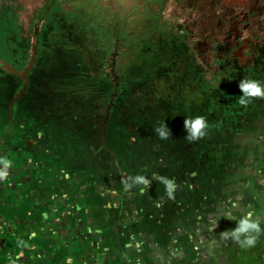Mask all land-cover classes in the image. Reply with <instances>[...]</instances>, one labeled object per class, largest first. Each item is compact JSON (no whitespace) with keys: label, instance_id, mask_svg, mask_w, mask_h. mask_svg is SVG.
<instances>
[{"label":"water","instance_id":"water-1","mask_svg":"<svg viewBox=\"0 0 264 264\" xmlns=\"http://www.w3.org/2000/svg\"><path fill=\"white\" fill-rule=\"evenodd\" d=\"M88 1L23 68L0 61V264H264V100L211 103L145 0ZM248 213L256 245L221 241Z\"/></svg>","mask_w":264,"mask_h":264},{"label":"flooded vegetation","instance_id":"flooded-vegetation-1","mask_svg":"<svg viewBox=\"0 0 264 264\" xmlns=\"http://www.w3.org/2000/svg\"><path fill=\"white\" fill-rule=\"evenodd\" d=\"M199 4L145 0L138 17L150 18L155 32L173 34L189 48L194 82L211 103L240 97V81L264 80V0L217 5L221 26L197 32ZM90 5L88 0H0V61L23 68L64 21Z\"/></svg>","mask_w":264,"mask_h":264},{"label":"clouds","instance_id":"clouds-1","mask_svg":"<svg viewBox=\"0 0 264 264\" xmlns=\"http://www.w3.org/2000/svg\"><path fill=\"white\" fill-rule=\"evenodd\" d=\"M238 87L242 93L237 101L240 105L246 106L253 103L256 99L264 100V87H262L259 81L243 79L239 82ZM184 128L187 133L185 139L189 143H192L207 135L206 129L208 128V124L203 116H198L191 119L186 118L184 121ZM155 131L161 139H167L170 136V129L167 125L156 128ZM0 163H4L6 168L10 166L6 161H0ZM7 175V171H0V179H5ZM135 182L140 184L148 183V181L141 176H137ZM166 183H168V187L171 188V182ZM125 187H129V185L125 184ZM169 195H171L170 192ZM236 224L237 227L235 229L221 233L220 240H231L239 244L242 248L254 247L258 235L261 233V227L259 222L252 219V213H248L247 216L240 218ZM217 226L218 224L216 227Z\"/></svg>","mask_w":264,"mask_h":264},{"label":"rangeland","instance_id":"rangeland-1","mask_svg":"<svg viewBox=\"0 0 264 264\" xmlns=\"http://www.w3.org/2000/svg\"><path fill=\"white\" fill-rule=\"evenodd\" d=\"M235 1L250 2L254 0H199V21L195 25L194 30L201 32L207 28H219L221 22L216 20V14L219 11L217 5H228Z\"/></svg>","mask_w":264,"mask_h":264}]
</instances>
